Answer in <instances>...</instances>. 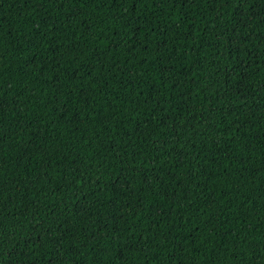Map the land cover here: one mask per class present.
Wrapping results in <instances>:
<instances>
[{
  "label": "trees",
  "instance_id": "1",
  "mask_svg": "<svg viewBox=\"0 0 264 264\" xmlns=\"http://www.w3.org/2000/svg\"><path fill=\"white\" fill-rule=\"evenodd\" d=\"M0 264H264V0H0Z\"/></svg>",
  "mask_w": 264,
  "mask_h": 264
}]
</instances>
